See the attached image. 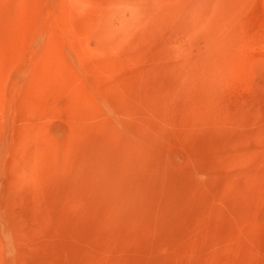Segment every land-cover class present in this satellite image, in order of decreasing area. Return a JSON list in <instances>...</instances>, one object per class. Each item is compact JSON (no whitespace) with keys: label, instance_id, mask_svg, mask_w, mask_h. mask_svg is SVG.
<instances>
[{"label":"rangeland","instance_id":"1","mask_svg":"<svg viewBox=\"0 0 264 264\" xmlns=\"http://www.w3.org/2000/svg\"><path fill=\"white\" fill-rule=\"evenodd\" d=\"M0 264H264V0H0Z\"/></svg>","mask_w":264,"mask_h":264},{"label":"bare ground","instance_id":"2","mask_svg":"<svg viewBox=\"0 0 264 264\" xmlns=\"http://www.w3.org/2000/svg\"><path fill=\"white\" fill-rule=\"evenodd\" d=\"M94 162H95V161H94ZM97 162H98V161H97ZM95 165H98V166H99V164H95ZM88 167H89V166H88ZM92 167H93V166H91V168H92ZM102 169H103V167H102ZM102 169H101V170H102ZM77 170H78L79 172H81V175H84V176L86 175V173H88V170H86L85 167H77ZM83 171H84V172H83ZM102 172H103V171H102ZM120 173H121V172H120ZM120 173H119V174H120ZM122 174H123V173H122ZM152 174H153V173H152ZM120 175H121V174H120ZM117 176H118V175H117ZM111 177H112V176H111ZM121 177H122V176H121ZM121 177L118 176L117 178L120 179ZM86 178H87V177H86ZM112 178H113V177H112ZM112 178H110V179H112ZM117 178H116V179H117ZM154 178H155V175H154ZM110 179H109V180H110ZM114 179H115V178H114ZM80 180H81V179H80ZM84 180H86V179H84ZM112 180H113V179H112ZM112 180H111V181H112ZM117 180H118V179H117ZM136 180H137V179H136ZM146 180H147V179H146ZM78 181H79L78 179L75 180V186H77V187L80 188L81 186H79V184H78V183H80V181H79V182H78ZM113 181H115V180H113ZM113 181H112V182H113ZM89 182H90V181H89ZM87 183H88V182H87ZM92 183H97V182H92ZM107 183H108V182H107ZM107 183H106V184H107ZM113 183H114V182H113ZM116 183H117V182H116ZM131 183H132V182H131ZM134 183H135V182H134ZM145 183H146V182H145ZM145 183H144V184H145ZM82 184H83V181H82ZM82 184H81V185H82ZM89 184H90V183H89ZM89 184H88V185H89ZM128 184H129V183H128ZM144 184H143V186H141L140 188L144 187V186H145ZM118 185H119V184H118ZM83 186H84V188H85V185H83ZM97 186H98V185H97ZM105 186H106V185H105ZM111 186H112V185H111ZM87 187H88V186H87ZM90 187H91V185H90ZM90 187H88V188L90 189ZM94 187H96V186H94ZM98 187H99V186H98ZM98 187H97V188H98ZM106 187H107V186H106ZM109 187H110V185H109ZM112 188H113V187H112ZM118 188H119V187H118ZM121 188H122V187H121ZM172 188H173V187H172ZM77 189H78V188H77ZM85 189H86V188H85ZM92 189L94 190L95 188H91V190H92ZM70 190H71V188H70ZM79 190H80V189H79ZM79 190H78V193L80 192ZM81 190H83L82 187H81ZM105 190H106V189H105ZM132 190H133V189H132ZM145 190H147V189H145ZM173 190H174V189H173ZM114 191H115V190H114ZM114 191H111V192H114ZM118 191H120V190H118ZM171 191H172V190H171ZM174 191H175V190H174ZM174 191L172 192L173 194H174ZM72 192H74V190H73ZM81 192H82V191H81ZM81 192H80V193H81ZM87 192H88V191H87ZM116 192H117V190H116ZM121 192H122V190H121ZM132 192H135V191H132ZM144 192H145V191H144ZM176 192H177V190H176ZM82 193H85V192H82ZM140 193H142V190H141V189H140ZM146 193H147V191H146ZM151 193H152V192H151ZM154 193H155V191H154ZM86 194H87V193H86ZM114 194H115V193H114ZM130 194L132 195L131 192H130ZM136 194H137V192H135V195H136ZM143 194H145V193H143ZM173 194H172V196H173ZM78 195H79V194H78ZM80 195H82V194H80ZM137 195H138V194H137ZM147 195H148V194H147ZM149 195H150V194H149ZM166 195H167V194H166ZM176 195H177V194H176ZM84 196H85V195H84ZM132 196L134 197V194H133ZM169 196H170V195H169ZM150 197H152V195H151ZM166 197H167V196H166ZM173 197H174V196H173ZM175 197H176V196H175ZM130 198H131V197H130ZM138 198H139V197H138ZM144 198H145V197H144ZM148 198H149V197H148ZM152 198H153V197H152ZM154 198H155V197H154ZM154 198H153V200H154ZM167 198L170 199V197H167ZM78 199H80V198H78ZM126 199H127V198H126ZM126 199H124V200H126ZM139 199H140V198H139ZM145 199H146V198H145ZM159 199H160V196H159ZM132 200H134V198H133ZM136 200H137V198H136L134 201H136ZM142 200L144 201V199H141V201H142ZM174 200H175V198H174ZM79 201H80V200H79ZM87 201H88V200H87ZM121 201H122V200H121ZM121 201H120V202H121ZM143 201H142V202H143ZM148 201H149V199H148ZM148 201H147L146 203H148ZM117 202H119V200H118ZM136 202H137V201H136ZM142 202H140V203L142 204ZM149 202H150V201H149ZM174 202H175V201H174ZM129 203H130V202H129ZM138 203H139V202H138ZM150 203H151V202H150ZM162 203H163V202H162ZM118 204H119V203H118ZM121 204H122V202H121ZM126 204H127V202H126ZM131 204H132V203H131ZM133 204H134V203H133ZM128 205H129V204H128ZM146 205H147V204H146ZM154 205H155V204H154ZM167 205H168V203H167ZM173 205H174V204H173ZM129 206H130V205H129ZM133 206H134V205H133ZM133 206H131V207H133ZM138 206H139V205H138ZM138 206H136V207H138ZM175 206H176V205H175ZM120 207H121V206H120ZM120 207H119V210H120ZM175 208H176V207H175ZM124 210H127V209L124 208ZM168 210H169V209H168ZM120 211H121V210H120ZM166 211H167V209H166ZM125 212H126V211H125ZM165 214H167V213H165ZM131 220H132V219H131ZM183 233H184V231L182 232V234H183ZM151 235H152V234H151ZM188 235H189V234H188ZM188 235L186 234V236H188ZM180 236H181V234H180Z\"/></svg>","mask_w":264,"mask_h":264}]
</instances>
